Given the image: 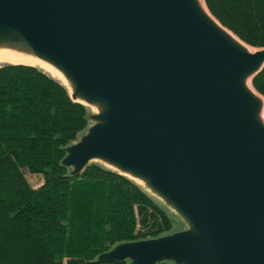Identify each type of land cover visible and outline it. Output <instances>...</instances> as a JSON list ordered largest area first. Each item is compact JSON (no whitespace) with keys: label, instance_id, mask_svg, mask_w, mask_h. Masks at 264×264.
Listing matches in <instances>:
<instances>
[{"label":"water","instance_id":"1","mask_svg":"<svg viewBox=\"0 0 264 264\" xmlns=\"http://www.w3.org/2000/svg\"><path fill=\"white\" fill-rule=\"evenodd\" d=\"M2 49L50 65L93 109L66 148L71 176L102 163L187 226L99 262L264 264V48L201 0H0Z\"/></svg>","mask_w":264,"mask_h":264},{"label":"trees","instance_id":"2","mask_svg":"<svg viewBox=\"0 0 264 264\" xmlns=\"http://www.w3.org/2000/svg\"><path fill=\"white\" fill-rule=\"evenodd\" d=\"M204 1L244 43L264 48V0ZM253 86L264 97V70ZM91 115L40 68L0 66V264H129L98 258L174 233L169 212L128 177L101 163L73 177L63 165ZM25 171L44 184L31 187Z\"/></svg>","mask_w":264,"mask_h":264},{"label":"bare ground","instance_id":"3","mask_svg":"<svg viewBox=\"0 0 264 264\" xmlns=\"http://www.w3.org/2000/svg\"><path fill=\"white\" fill-rule=\"evenodd\" d=\"M203 5L205 6L204 0H201ZM250 50L252 52H254L255 50L251 49ZM9 63L12 65H30V66H35L40 68L41 70H43L44 72H46L47 74H49L52 78L58 80L59 82H66V79L63 77V75L61 73H59L57 70H55L53 67H51L50 65L34 58L28 55H24L22 53H18V52H14V51H10V50H0V65L3 63Z\"/></svg>","mask_w":264,"mask_h":264},{"label":"rangeland","instance_id":"4","mask_svg":"<svg viewBox=\"0 0 264 264\" xmlns=\"http://www.w3.org/2000/svg\"><path fill=\"white\" fill-rule=\"evenodd\" d=\"M250 47V46H249ZM251 49H253V50H255V51H257V50H259V49H257V48H254V47H250ZM5 64H9V63H7V62H5V63H3V64H1V65H5ZM0 65V66H1ZM63 85H65L66 87H69L68 86V83H66V82H61ZM69 89V91H71V89H70V87L68 88ZM91 110V112H93V109H90ZM95 111H97L96 109H95ZM91 124H92V122H91ZM86 132V131H85ZM85 132L83 133V134H85ZM82 134V135H83ZM82 135L79 137V139L82 137ZM92 163H98V162H92ZM92 163H90V164H92ZM102 164V163H101ZM103 165V164H102ZM103 166H105V165H103ZM106 167V166H105ZM108 168V167H107ZM24 174H25V177H26V179H27V181H28V183L31 185V187H33L34 189H37V188H39V187H41L43 184H44V182H45V180H44V177L42 176V175H36V174H31V173H29L28 171H25L24 172ZM130 179V178H129ZM130 180H132V179H130ZM132 181H134L137 185H139L142 189H144L146 192H148L152 197H154L168 212H169V214H170V216H171V218H172V220H173V222H174V229H173V232L174 233H176V232H179V231H183V230H185L186 228H187V226H186V224L183 222V220L178 216V215H176L175 214V212H173L169 207H167L165 204H164V202L163 201H161L159 198H157L155 195H153L151 192H149L147 189H146V187L144 186V185H142L140 182H138V181H136V180H132ZM168 264H172V263H168Z\"/></svg>","mask_w":264,"mask_h":264}]
</instances>
